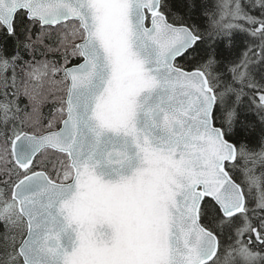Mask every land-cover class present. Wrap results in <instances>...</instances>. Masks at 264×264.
Returning <instances> with one entry per match:
<instances>
[{"label":"snow or ice","instance_id":"1","mask_svg":"<svg viewBox=\"0 0 264 264\" xmlns=\"http://www.w3.org/2000/svg\"><path fill=\"white\" fill-rule=\"evenodd\" d=\"M0 222V264H264V0H0Z\"/></svg>","mask_w":264,"mask_h":264},{"label":"trees","instance_id":"2","mask_svg":"<svg viewBox=\"0 0 264 264\" xmlns=\"http://www.w3.org/2000/svg\"><path fill=\"white\" fill-rule=\"evenodd\" d=\"M211 2L214 3L215 0H211ZM43 111L45 112V114H47V112H48V105H45ZM2 229H3V224H2V222H0V230H2Z\"/></svg>","mask_w":264,"mask_h":264}]
</instances>
